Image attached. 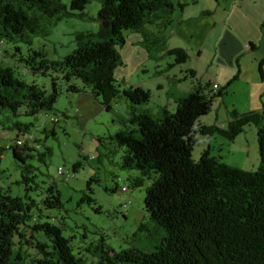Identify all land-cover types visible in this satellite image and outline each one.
<instances>
[{
	"label": "trees",
	"instance_id": "trees-1",
	"mask_svg": "<svg viewBox=\"0 0 264 264\" xmlns=\"http://www.w3.org/2000/svg\"><path fill=\"white\" fill-rule=\"evenodd\" d=\"M89 1L71 0L68 8L62 0H0V46L6 41L31 42L36 34H47L42 25L53 17L58 20L77 15ZM99 1L101 9L96 20L102 23L100 29L77 34L76 48L62 60H48L41 51L21 59L33 72L51 77V94L42 86L18 78L12 65L0 60V116L7 119L51 109L60 94L58 82L68 91L81 92L88 87L106 110L122 96L130 102L129 121L134 127L116 132L113 138L124 147L121 166L141 172L134 183L141 185L144 178L151 182L146 188L144 207L166 235L153 251L133 248L115 252L107 247L106 254L92 264H264V113L234 115L225 130L200 126L201 117L210 114L213 103L225 92L222 87L213 90V84L211 87L198 82L178 99L175 112L163 109L154 117L142 107L150 100L147 90L121 88L114 78V69L121 63L118 46L126 42V31L146 36L148 25H156L157 30L169 27L176 5H182L174 0ZM14 48L20 49L16 45ZM167 52L186 57L183 49ZM38 56L41 60L37 66ZM77 80L83 88L76 84ZM249 124L258 130L260 162L256 170L222 162L211 147L202 150L199 160L193 158L197 132L211 136L219 131L233 139ZM31 126L32 123L15 120L2 129L30 134ZM10 147L13 156L22 161L29 157L26 150H34L27 142L6 148ZM3 149L0 146V159ZM30 180L33 177L23 174L26 191L31 189ZM47 192L43 202L60 207V193L53 186ZM33 205L34 199L28 194L25 198L12 196L0 189V264H19L21 254L13 257L14 236H26L27 230L30 234L43 232L52 241V250H47V243L38 241L43 254L39 264H87L74 254L61 227L34 217Z\"/></svg>",
	"mask_w": 264,
	"mask_h": 264
},
{
	"label": "rangeland",
	"instance_id": "rangeland-1",
	"mask_svg": "<svg viewBox=\"0 0 264 264\" xmlns=\"http://www.w3.org/2000/svg\"><path fill=\"white\" fill-rule=\"evenodd\" d=\"M251 1L237 0V3L245 7ZM62 2L70 7L71 0ZM232 2L234 0H201L200 6L209 7L211 15L215 9L225 15L230 11ZM254 3L258 5L261 0H254ZM100 9L99 0H90L77 15L58 20L53 17L48 24L42 25L47 34L38 33L31 42L25 39L1 44L0 60L12 65L18 78L42 86L51 94V77L39 71L33 72L26 60L21 59L34 57V52L41 51L48 60H62L76 48L77 34L100 29L102 23L96 20ZM186 25L196 37L174 35L171 39L160 41L162 36L157 33L156 25H148L146 36L141 32L126 31V42L118 46L121 63L114 69V78L121 88L143 87L147 90L150 100L142 107L154 117L161 107L175 112L178 99L198 82L208 84L213 77L211 74L215 73L206 67L214 53L205 51L200 56L196 47L201 27L194 20ZM15 45L20 48L19 51L14 48ZM174 46L185 48L184 59L177 54H168L167 49ZM254 59L238 58L243 65L255 62ZM40 60L41 57H35L37 66ZM255 64L258 66L259 60ZM76 84L83 88L80 80ZM57 85L60 94L48 111L30 116L22 114L18 118L0 116V146L4 148L0 159V189L12 196L25 198L28 194L34 199V217L61 227L63 235L70 240L74 254L81 256L87 264L104 256L107 247L115 252L133 248L153 251L164 241L166 231L150 219L144 207L146 188L151 182L144 178L143 184L134 183V178L141 176V172L121 166L124 147L113 138L116 132L134 127L129 121L131 108L128 98L122 96L116 99L112 108L106 110L88 87L85 91L74 92L68 91L64 84L58 82ZM246 86L244 80L236 81L229 87L231 93L226 95L224 102L221 103L218 97L210 114L200 120L212 122L219 113L223 118L224 103L228 108L236 106L240 111L249 107L250 102L241 95ZM224 88L226 85L222 87L225 91ZM51 116L57 120H50ZM15 120L32 123L30 134L2 129ZM257 133L253 124L246 125L234 140L215 131L209 143L212 152L220 155L224 163L253 171L260 162ZM207 138L205 135L198 138L193 150L195 160H199L202 150L207 148ZM17 139L34 147V150L24 152L29 155L24 161L13 156L11 147L6 148L11 144L14 146ZM60 166L70 170L73 177L66 179L58 175ZM23 174L33 177L29 181V191H26ZM50 186L60 193V207H49L43 202L49 195L47 190ZM124 186L128 187L127 191L122 190ZM26 202L29 201L26 199ZM29 231L26 236H14L13 257L21 254L22 258L17 260L19 264H39L38 259L43 254L37 246L38 241L47 243V250H52V241L48 236L40 231L33 234Z\"/></svg>",
	"mask_w": 264,
	"mask_h": 264
},
{
	"label": "crops",
	"instance_id": "crops-1",
	"mask_svg": "<svg viewBox=\"0 0 264 264\" xmlns=\"http://www.w3.org/2000/svg\"><path fill=\"white\" fill-rule=\"evenodd\" d=\"M174 1L175 3L179 2L182 7L176 5V12L173 14V21L169 27L157 30L163 40L171 39L174 35L184 38L196 37L193 31L187 29L189 26L186 25L194 20L197 22V26L201 27L197 33L199 37L196 42L200 56L205 51L214 53L213 58L210 59L209 63H206L208 70L215 71L214 75L211 74L214 78L212 77L208 83L211 87L212 84L217 83L218 88L226 85L225 93L219 101L224 102L226 95L231 93L229 87H232L236 81L244 80L247 85L244 93L241 92L244 97H241L250 102L249 107L240 111L238 107L228 108L224 103L225 115L223 118L220 117L219 113L214 117V121L206 123L200 120L199 125L217 126L225 130L228 129L234 115L247 112L264 113V0H261L258 5H255L254 0H252L245 7L239 6L237 0H234L230 6V11L225 15L219 14L220 11L216 9L215 13L211 15L209 7L200 6L201 0ZM247 45L249 46L247 47ZM172 48L185 50L183 47L174 46L169 47L167 51ZM242 57L255 58L254 61L259 60V64L258 66L255 62L240 64L238 58ZM163 109L161 107L158 112ZM217 110H219V106ZM218 116L221 119L216 121ZM202 135L204 134L197 132V140ZM212 135H206L208 137L207 148L211 147L209 141ZM235 138L237 136L232 140ZM219 157L222 160L220 155Z\"/></svg>",
	"mask_w": 264,
	"mask_h": 264
},
{
	"label": "built area",
	"instance_id": "built-area-1",
	"mask_svg": "<svg viewBox=\"0 0 264 264\" xmlns=\"http://www.w3.org/2000/svg\"><path fill=\"white\" fill-rule=\"evenodd\" d=\"M218 87H219V85H218L217 83H214L212 89H213V90H216ZM50 120H52V121H56L57 118L51 116V117H50ZM22 142H23L22 139H17V140L15 141V144H16V145H21ZM57 173H58V175H60V176H64L66 179H68V178H70V177H71V178L73 177V174H71L70 170H68V169H66V168H64V167H62V166H60V167L58 168ZM122 190L127 191V190H128V187H125V186H124V187L122 188Z\"/></svg>",
	"mask_w": 264,
	"mask_h": 264
}]
</instances>
